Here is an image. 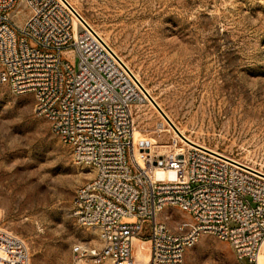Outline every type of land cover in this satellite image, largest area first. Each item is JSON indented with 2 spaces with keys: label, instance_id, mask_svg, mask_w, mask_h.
Here are the masks:
<instances>
[{
  "label": "rangeland",
  "instance_id": "374dc122",
  "mask_svg": "<svg viewBox=\"0 0 264 264\" xmlns=\"http://www.w3.org/2000/svg\"><path fill=\"white\" fill-rule=\"evenodd\" d=\"M68 1L185 136L264 172V0ZM34 109L32 95L0 83V228L25 243L29 264H73L76 246L98 241L73 215L76 191L92 176ZM133 117L137 153L182 150L168 126L159 133L150 104L137 101ZM189 219L178 208L158 217L174 232ZM185 264L248 262L203 235Z\"/></svg>",
  "mask_w": 264,
  "mask_h": 264
},
{
  "label": "built area",
  "instance_id": "2783aa9c",
  "mask_svg": "<svg viewBox=\"0 0 264 264\" xmlns=\"http://www.w3.org/2000/svg\"><path fill=\"white\" fill-rule=\"evenodd\" d=\"M0 83L32 95L37 117L91 173L73 215L98 241L76 246L73 264H142L134 240L149 245L148 264H185L203 235L230 243L241 263L259 264L264 172L186 143L178 153L136 154L139 83L68 0H0ZM171 208L190 218L176 232L158 221ZM29 262L25 243L0 228V264Z\"/></svg>",
  "mask_w": 264,
  "mask_h": 264
},
{
  "label": "bare ground",
  "instance_id": "6f19581e",
  "mask_svg": "<svg viewBox=\"0 0 264 264\" xmlns=\"http://www.w3.org/2000/svg\"><path fill=\"white\" fill-rule=\"evenodd\" d=\"M69 4L70 5H72L70 2H69ZM73 6V5H72ZM74 8V7H73ZM75 21L76 22H78L79 21V18H76L75 19ZM88 24V23H87ZM88 26H89V29H92V30H94L95 31V29H93V27L91 26V25H89L88 24ZM96 33H97V31H95ZM99 34V33H98ZM136 77V79H137V81H138V101L140 102V103H147V104H150L152 107H154L156 110H157V108L154 106V104H153V102L152 101H155L153 98H152V96L150 95V93H149V91L142 85V83L139 81V79L137 78V76H135ZM156 102V101H155ZM157 103V102H156ZM157 105L160 107V105L157 103ZM160 109L162 110V108L160 107ZM158 112H159V110H157ZM163 111V110H162ZM164 112V111H163ZM165 113V112H164ZM159 114H160V116H161V118H162V122L158 125V130H159V133H163V132H166V129H167V126L173 131V133H174V135H175V137L176 138H179L180 139V141H182V142H184V143H186V144H188V145H190V146H198V147H200V148H205V149H209L208 147H206V146H204V145H201V144H199V143H197V142H195V141H193L191 138H189V137H187V136H185L184 134H183V132L180 130V129H178V128H176L175 126H174V124L171 122V120H170V118L168 117V115H166V113H165V115L168 117V119H169V121L172 123V125H171V123L167 120V119H165L163 116H162V114L159 112ZM135 136H136V133L134 134V139H135ZM135 143H134V149H135ZM175 148V147H177V141L175 140L174 141V146H172L171 148ZM161 148V147H160ZM133 149V150H134ZM163 150V149H162ZM165 150H167L166 148H165ZM209 150H211V149H209ZM213 151H215V150H213ZM135 152H136V150H135ZM162 152H164V151H162ZM161 151H160V153H162ZM166 152V151H165ZM215 152H217V151H215ZM168 153V152H167ZM218 153V152H217ZM136 154H138V155H140V153L138 152H136ZM163 155V154H162ZM141 156H145V154L143 155V154H141ZM227 157V156H226ZM229 158V157H228ZM231 159V158H230ZM232 160H234V159H232ZM236 161V160H235ZM237 162H240V161H237ZM240 163H242V162H240ZM148 244H146V246H147ZM134 257H135V259L138 261V262H140V263H142V264H148L149 263V261H150V249H149V245L147 246V247H145V246H143L142 245V243L140 242V241H138V240H134ZM259 264H264V253L261 255V257H260V259H259Z\"/></svg>",
  "mask_w": 264,
  "mask_h": 264
},
{
  "label": "water",
  "instance_id": "95a60500",
  "mask_svg": "<svg viewBox=\"0 0 264 264\" xmlns=\"http://www.w3.org/2000/svg\"><path fill=\"white\" fill-rule=\"evenodd\" d=\"M153 102V104H154V106L157 108V110H159V112L162 114V116L165 118V119H167L168 121H169V119H168V117L165 115V113L160 109V107L157 105V103L155 102V101H152ZM170 122V121H169ZM171 123V122H170ZM171 125H172V123H171ZM173 126V125H172Z\"/></svg>",
  "mask_w": 264,
  "mask_h": 264
}]
</instances>
